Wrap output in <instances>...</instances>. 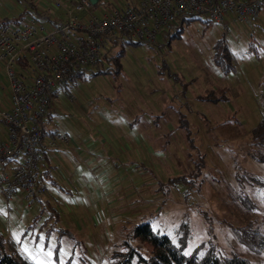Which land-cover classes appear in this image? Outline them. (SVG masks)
<instances>
[{
    "label": "rangeland",
    "instance_id": "1",
    "mask_svg": "<svg viewBox=\"0 0 264 264\" xmlns=\"http://www.w3.org/2000/svg\"><path fill=\"white\" fill-rule=\"evenodd\" d=\"M39 8L50 4L0 0V17L13 24L20 16L35 19L49 29ZM49 10L47 17L64 12ZM170 37L131 44L122 36L109 54L122 52L119 73L106 61L110 74L94 76L90 67L70 88L72 100L59 92L51 101L48 126L66 134V148L78 146L83 162L61 164L54 156L55 175L63 179L51 193L59 221L49 236L39 226L0 225L8 252L31 264H122L131 250L150 257L151 247L132 235L148 223L175 243L186 225L185 255L203 245L200 256L213 249L264 264V162L250 154V132L264 121V7L245 23L226 16L215 24L199 14ZM220 40L233 66L228 71L213 60ZM0 137L7 139L1 129ZM181 176L188 181L177 180ZM7 208L13 216H36L43 205L26 211L0 197V219ZM47 216V210L40 214L41 223ZM244 228L253 233L247 245L234 235ZM128 264H137V256Z\"/></svg>",
    "mask_w": 264,
    "mask_h": 264
},
{
    "label": "built area",
    "instance_id": "2",
    "mask_svg": "<svg viewBox=\"0 0 264 264\" xmlns=\"http://www.w3.org/2000/svg\"><path fill=\"white\" fill-rule=\"evenodd\" d=\"M45 1L52 12L64 10L51 17L46 16L49 9L37 10L49 29L37 26L35 19L0 21V69L7 88L5 101L0 99V122L7 135L6 141L0 140V197L27 211L35 203L43 155L69 143L58 130L50 136L41 130L54 92L69 95L78 72L93 67L124 35L155 44L159 35L167 40L174 34L183 17L207 14L210 22L224 24L232 16L245 23L264 6V0H140L138 6L100 14L89 0H70L68 6ZM40 192H45L43 187ZM11 214L7 208L5 217Z\"/></svg>",
    "mask_w": 264,
    "mask_h": 264
},
{
    "label": "trees",
    "instance_id": "3",
    "mask_svg": "<svg viewBox=\"0 0 264 264\" xmlns=\"http://www.w3.org/2000/svg\"><path fill=\"white\" fill-rule=\"evenodd\" d=\"M97 5L98 3H96L94 6ZM195 17L196 16L183 17L180 20V24L177 31L170 38L176 37L180 33L183 24L185 22L195 19ZM18 19L21 20L22 16L18 17ZM3 22H9V21L3 20ZM128 39H129V43L131 44L132 43L140 44L142 42V41L133 42L130 37H128ZM117 43L118 41H113L111 43L110 48L105 53L102 54L101 58L93 66L96 68V72L94 71L91 72L92 75L95 76L98 74L111 73L110 66L104 67L105 61L109 62V65L114 64L115 73H119L121 69L120 58L122 52L120 51L115 56H109L111 48ZM213 60L214 63L218 65L220 68H222L224 71L233 69V66L230 63V57L227 47L224 45V42L222 40L216 42V44L214 45ZM87 69H83L78 72V80L86 79ZM57 95H58L57 92H54L51 95L50 104L51 101ZM204 101H210L211 103H215L217 100L205 98ZM50 120H51V114H50V106H49L48 110L45 112L40 122L41 130L44 136H50L54 131H56V129L47 128ZM185 125L186 124H184V127H186ZM250 139H251L250 145L252 148V152L250 153L251 157L257 162L263 163L264 162V121L251 130ZM201 165H203L202 160H200V164L198 167H200ZM54 169L55 166H53L49 162L46 155H43L42 163H41V171L37 179V194L35 197V202L41 203L43 205V208L39 211V214L33 217L31 224L27 226V229L31 228L32 226L33 227L39 226L40 230L46 229L44 232L46 236H49L51 234L53 224L59 221L58 213L52 207L51 201L48 199L45 200V195L48 196L50 195L51 197L50 190H52L53 187H59V183L55 180L53 176ZM197 170L195 171L196 177L197 174L200 173L199 168ZM187 179L186 177L181 176L177 180L187 182L188 181ZM40 187H43L45 192L41 193ZM45 210H47L48 216L41 223L40 214L43 215ZM180 227H181V235L179 236L178 241L175 243L170 239L169 236L165 234H159L158 232L153 231L152 227L148 223H142L136 225L132 230V235L139 241L145 242L151 247L152 249L151 255L148 258H144L142 255L136 253V251L131 250L130 253L122 261V264L131 263L134 255L137 256V264H249L248 261L242 257H239L237 255H232L229 257L222 256L216 254V252L213 249L206 250L200 256L199 249H201L203 245L196 247L190 255H185L184 250L187 243L188 231L186 225H181ZM25 231L26 230H24L22 234L23 236L25 235ZM248 234H253L249 228L234 230V235L236 236L238 241L243 245H247L248 243V239H249ZM7 245L8 243L4 239L2 233H0V264H31L28 263L24 258H22L20 254H18L15 250H9L8 252L6 250ZM8 247H10V245H8Z\"/></svg>",
    "mask_w": 264,
    "mask_h": 264
},
{
    "label": "crops",
    "instance_id": "4",
    "mask_svg": "<svg viewBox=\"0 0 264 264\" xmlns=\"http://www.w3.org/2000/svg\"><path fill=\"white\" fill-rule=\"evenodd\" d=\"M58 1H60L64 6H68V3H69L70 0H58ZM139 2H140V0H96V3H98V5L95 6L94 8H97V12L101 14V13L105 12L108 9H117V8L121 9V8H123L125 6H132V7L133 6H138ZM115 4L118 7H116V8L113 7ZM4 10L7 13H9L11 11L7 5H6V7H4ZM61 14H57L55 12V15H58L59 16ZM3 20L4 19H2L0 17V21H3ZM159 37H160V39H164L163 36H160L159 35ZM216 90H217L216 91L217 93H223L219 89H216ZM6 93H7V88H6V80H5V75H4V81H0V99L3 102L5 101L4 96L6 95ZM57 97H58V95L55 98H57ZM0 129H1V134H3V135L6 136V128H5V126L1 122H0ZM0 140L1 141H5L6 139H2L0 137ZM77 150H78V146H76L75 148H72V147L71 148H69V147L66 148L65 145H63V146L61 145L57 150L51 151V152H49V153L46 154L47 159L49 160V162L53 166H55V169L53 171V176H54L55 180L58 183L60 182L59 179H62V178L61 177L58 178L55 175V172L57 173L59 171V169H57V163L54 160V156L56 157V159L58 160V162H60L61 164L63 163V160H66V159H70L71 162H74V163L76 162V164H79L80 162H83V159L81 157V153L79 155V153H77ZM60 155H61V157H60ZM72 175H74V174H72ZM77 189L80 190V188H77ZM52 191L53 190H50L51 193H52ZM68 192H70V191H68ZM56 193H57V191H56ZM46 199H48V200L51 201L52 196L50 197V195L49 196L48 195H45V200ZM15 205H18L19 208H21V206L17 202H15ZM21 209L23 210V207ZM33 217H35V216H30V215L27 214V212H22L21 211V214L20 213H19V215L18 214H15L12 218H6L5 216H2V219H0V222H1L0 225H1V228H4V229L5 228H10L11 226H12L11 229H17V228H20V227H22V229H23V228H25L26 225L28 226V225L31 224ZM14 232L15 231H13V233ZM21 233H23V232H21ZM3 234H5V233H3ZM12 235L13 234H12V232H10V229H9L8 230V233H7V235H6L5 238L8 239V240L9 239L11 240L12 239ZM24 236L22 235L21 238H24ZM8 242L9 241H7V243Z\"/></svg>",
    "mask_w": 264,
    "mask_h": 264
},
{
    "label": "water",
    "instance_id": "5",
    "mask_svg": "<svg viewBox=\"0 0 264 264\" xmlns=\"http://www.w3.org/2000/svg\"><path fill=\"white\" fill-rule=\"evenodd\" d=\"M93 5L96 4V0H89Z\"/></svg>",
    "mask_w": 264,
    "mask_h": 264
}]
</instances>
